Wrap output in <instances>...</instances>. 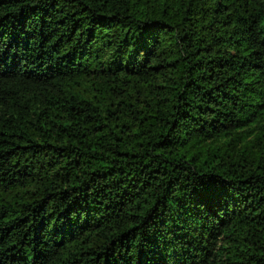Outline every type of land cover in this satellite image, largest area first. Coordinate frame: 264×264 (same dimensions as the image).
Here are the masks:
<instances>
[{
	"label": "trees",
	"instance_id": "obj_1",
	"mask_svg": "<svg viewBox=\"0 0 264 264\" xmlns=\"http://www.w3.org/2000/svg\"><path fill=\"white\" fill-rule=\"evenodd\" d=\"M0 264H264V0H0Z\"/></svg>",
	"mask_w": 264,
	"mask_h": 264
}]
</instances>
